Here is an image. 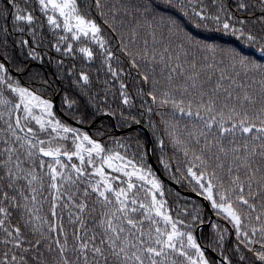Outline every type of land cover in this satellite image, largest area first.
<instances>
[{"label": "snow or ice", "instance_id": "6c2138e0", "mask_svg": "<svg viewBox=\"0 0 264 264\" xmlns=\"http://www.w3.org/2000/svg\"><path fill=\"white\" fill-rule=\"evenodd\" d=\"M10 31L0 264H264V0H0Z\"/></svg>", "mask_w": 264, "mask_h": 264}, {"label": "trees", "instance_id": "16d2710c", "mask_svg": "<svg viewBox=\"0 0 264 264\" xmlns=\"http://www.w3.org/2000/svg\"><path fill=\"white\" fill-rule=\"evenodd\" d=\"M196 31H197V34L200 35L201 39L215 40L216 42H220L219 37L221 36V33L216 32L215 30H196ZM18 36H19V33H11V31L9 32V34L7 36L0 35V50H2V42L5 39L8 41L9 50H11L13 48V46H14V41L18 38ZM110 43L115 48L118 45L119 41L118 40H112V41H110ZM15 51H16L17 54L20 52L19 45H15ZM53 55H57L54 50H53ZM57 59H59L58 55H57ZM66 59H71V58H66ZM45 61H47V57H45ZM76 63H77V68L79 69L80 63H79L78 59H77ZM30 67L33 70L42 71V72L48 73V74H50L51 72L55 71V66L54 65H48V64H46L43 61H34V62H32V65ZM125 67H127V65H125ZM86 70H88L91 73V75L93 77L94 85L99 84V86L102 88L104 86L102 81L107 78L106 75H105L106 68L105 69H101L100 68V63L97 60L96 62L91 63ZM97 77H99V80L96 79ZM134 77H135V72L134 71L132 72V77H128L126 75L123 76V78L125 80H128L129 82ZM22 79L27 81V77L26 76L23 77ZM56 102H57V109H59V107H60V97H59V95L56 96ZM136 103L138 104L139 100H137ZM165 110H167V109H165ZM92 131L94 132L95 129H92Z\"/></svg>", "mask_w": 264, "mask_h": 264}, {"label": "water", "instance_id": "95a60500", "mask_svg": "<svg viewBox=\"0 0 264 264\" xmlns=\"http://www.w3.org/2000/svg\"><path fill=\"white\" fill-rule=\"evenodd\" d=\"M55 100H56V97H55ZM56 107H57V102H56ZM191 195V193H189Z\"/></svg>", "mask_w": 264, "mask_h": 264}]
</instances>
